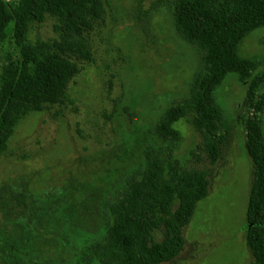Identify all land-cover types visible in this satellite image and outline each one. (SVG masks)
<instances>
[{"label":"rangeland","instance_id":"1","mask_svg":"<svg viewBox=\"0 0 264 264\" xmlns=\"http://www.w3.org/2000/svg\"><path fill=\"white\" fill-rule=\"evenodd\" d=\"M105 2L63 103L23 116L0 155V264H106L107 203L142 177L149 156L163 161L166 176L174 160L178 174L197 170L207 180V196L183 229V251L163 264H251L247 82L228 74L215 91L228 122L217 157L189 119L175 124L177 138H162L160 120L191 96L205 50L178 30L176 0ZM53 23L32 26L29 38H56ZM240 52L264 61V28ZM19 59L13 42L0 41V71Z\"/></svg>","mask_w":264,"mask_h":264},{"label":"trees","instance_id":"2","mask_svg":"<svg viewBox=\"0 0 264 264\" xmlns=\"http://www.w3.org/2000/svg\"><path fill=\"white\" fill-rule=\"evenodd\" d=\"M105 0H0V41L18 48L20 59L0 71V155L8 148L18 121L30 111L63 103L67 85L89 57L84 35L102 20ZM178 30L205 50L203 72L191 96L171 107L158 132L175 139V124L189 119L205 149L215 158L224 144L228 122L216 104L215 91L228 74L248 84L250 114L245 121V150L253 165L246 211V245L251 264H264V61L243 56L242 41L264 28V0H176ZM54 20L56 38H29L30 28ZM149 156L139 180L121 198L107 203L110 224L100 253L106 264H163L184 249L183 229L197 201L207 196V180L197 171L177 173Z\"/></svg>","mask_w":264,"mask_h":264}]
</instances>
